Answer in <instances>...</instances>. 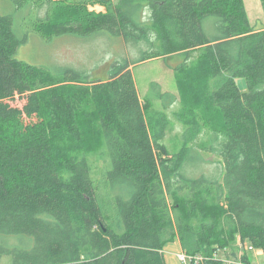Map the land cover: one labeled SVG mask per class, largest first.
Here are the masks:
<instances>
[{"label": "trees", "instance_id": "1", "mask_svg": "<svg viewBox=\"0 0 264 264\" xmlns=\"http://www.w3.org/2000/svg\"><path fill=\"white\" fill-rule=\"evenodd\" d=\"M7 1L47 44L103 36L129 50L103 79L53 71L16 58L28 31L0 14V264H166L176 238L199 264H252L246 244L264 256V23L244 0ZM172 56L179 97L153 82L142 102L131 67ZM200 150L222 158V181L194 177Z\"/></svg>", "mask_w": 264, "mask_h": 264}, {"label": "rangeland", "instance_id": "2", "mask_svg": "<svg viewBox=\"0 0 264 264\" xmlns=\"http://www.w3.org/2000/svg\"><path fill=\"white\" fill-rule=\"evenodd\" d=\"M246 11L252 25H259L260 21L264 23V12L260 0H244ZM91 11L103 12L90 7ZM0 14L12 16L16 33L22 37L28 31L26 26L33 23L35 15L29 8L18 9L7 0H0ZM28 41L21 45L17 51L16 58L30 64L43 66L53 71H61L64 68H76L85 70L92 74L95 78H104L106 76L107 64L113 59L128 53L122 43H119L115 38L108 39L107 37L97 36L89 41L82 38L69 36L55 37L49 44L44 42L38 35L28 31ZM183 62L182 58L168 57L145 61L131 67L133 76L137 85L138 93L143 102L144 99L152 97V83L156 82L161 86L162 92L178 94L174 69ZM238 85L242 90H246L247 83L245 79L238 80ZM179 97V96H178ZM14 105L22 106L24 101L16 98ZM162 101L154 100V106L157 109H162ZM178 102L167 113L173 122V130L168 132L165 137V143L170 151L175 150L177 146L176 139L184 130L183 126L177 122L172 112L178 109ZM210 135L204 134L201 136V141H207ZM179 143V142H178ZM179 146V144H178ZM204 164L196 163L194 165V177L205 175L211 179L223 180L225 167L223 160L217 154L209 153L203 150L199 151ZM18 245L22 244L26 248L33 246V240L17 239ZM170 244V243H168ZM166 244V245H168ZM166 247V246H165ZM245 251L252 257V264H264V256L261 250L252 249L249 244L244 247ZM241 251V248H239ZM166 264H183L178 254L181 252H173L170 249H163ZM221 258V257H220ZM8 260L5 259L4 262Z\"/></svg>", "mask_w": 264, "mask_h": 264}, {"label": "built area", "instance_id": "3", "mask_svg": "<svg viewBox=\"0 0 264 264\" xmlns=\"http://www.w3.org/2000/svg\"><path fill=\"white\" fill-rule=\"evenodd\" d=\"M179 260L183 264H199L204 261V257L201 255H196V256H190L186 254L185 252H181L178 254ZM223 264H244L240 259H223Z\"/></svg>", "mask_w": 264, "mask_h": 264}, {"label": "crops", "instance_id": "4", "mask_svg": "<svg viewBox=\"0 0 264 264\" xmlns=\"http://www.w3.org/2000/svg\"><path fill=\"white\" fill-rule=\"evenodd\" d=\"M92 8L95 9V10L97 9V10L103 11V7L100 6V5L93 6ZM103 12H105V11H103ZM239 247H241L240 244H239ZM164 248L166 250H169L170 249L171 251L178 252V253L183 251L182 250V246H181L180 241H179L178 238H176V240L174 242L166 245V247H164ZM239 254H242V252H240ZM218 255L221 258H224L225 257V254L223 252H220Z\"/></svg>", "mask_w": 264, "mask_h": 264}]
</instances>
